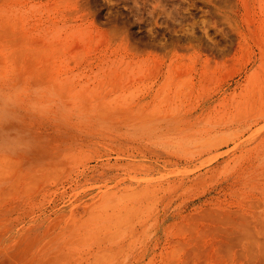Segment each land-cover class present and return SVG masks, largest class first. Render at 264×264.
<instances>
[{"label": "rangeland", "instance_id": "rangeland-1", "mask_svg": "<svg viewBox=\"0 0 264 264\" xmlns=\"http://www.w3.org/2000/svg\"><path fill=\"white\" fill-rule=\"evenodd\" d=\"M0 264H264V0H0Z\"/></svg>", "mask_w": 264, "mask_h": 264}]
</instances>
